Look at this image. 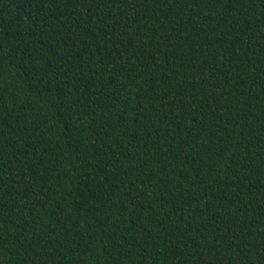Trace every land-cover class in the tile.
I'll return each mask as SVG.
<instances>
[{"label": "trees", "instance_id": "1", "mask_svg": "<svg viewBox=\"0 0 264 264\" xmlns=\"http://www.w3.org/2000/svg\"><path fill=\"white\" fill-rule=\"evenodd\" d=\"M0 264H264V0H0Z\"/></svg>", "mask_w": 264, "mask_h": 264}]
</instances>
